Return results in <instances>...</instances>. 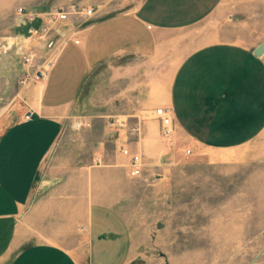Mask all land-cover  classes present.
Here are the masks:
<instances>
[{"label": "crops", "instance_id": "crops-1", "mask_svg": "<svg viewBox=\"0 0 264 264\" xmlns=\"http://www.w3.org/2000/svg\"><path fill=\"white\" fill-rule=\"evenodd\" d=\"M102 1L61 37L46 79L23 88V109L0 117V264L130 263L119 205L143 176L129 177L116 147L157 158L159 126L143 122L132 142L110 121L171 109L172 140L193 142L237 128L246 106L243 127L264 128V51L253 56L264 49V0ZM247 81L262 91L251 105ZM77 121L90 126L75 132Z\"/></svg>", "mask_w": 264, "mask_h": 264}, {"label": "rangeland", "instance_id": "rangeland-1", "mask_svg": "<svg viewBox=\"0 0 264 264\" xmlns=\"http://www.w3.org/2000/svg\"><path fill=\"white\" fill-rule=\"evenodd\" d=\"M102 2L0 0V117L13 107L23 109V88L35 82L21 86V81L38 69L49 71L62 42L55 27L68 30L36 19L23 24L17 18L19 10L34 14L70 6L96 10L94 6L101 7ZM263 51L261 46L255 49L254 58ZM250 70L261 72L252 66ZM240 83L247 104L261 99L260 82ZM240 108L245 111L238 114L243 121L237 128L205 131L193 142H168L157 130L158 157H142V180L127 188L119 205L134 247L128 252L129 264H264V128L243 127L251 114L246 106ZM143 122L157 124L153 114L143 115L139 133L127 135L134 136L132 142L142 138ZM106 127L117 132L108 123ZM225 148L229 151H218ZM186 150H191L190 156L183 155Z\"/></svg>", "mask_w": 264, "mask_h": 264}, {"label": "built area", "instance_id": "built-area-1", "mask_svg": "<svg viewBox=\"0 0 264 264\" xmlns=\"http://www.w3.org/2000/svg\"><path fill=\"white\" fill-rule=\"evenodd\" d=\"M95 8L91 6L86 7H80V6H70L66 8H58L54 11L48 12V13H42V14H34V13H26L24 10H19L17 14V18L21 20L24 24L27 20L34 21L41 20V22L45 26L50 25H64V29H71L70 32H74V29L76 27V22L84 21L92 19L95 15ZM61 27H55V35H58L60 37H63L65 32H62L60 30ZM47 29V28H46ZM67 31V30H65ZM73 43L75 45H78L77 40H73ZM33 57V56H32ZM30 56V58H32ZM53 63H51L49 69L52 67ZM48 70L44 69H38L34 74H28L26 75L23 80L21 81V86H27L31 82H39L46 79ZM154 120L158 123L159 126V132L161 137L171 142L175 135V127L173 124V112L171 109L166 108H157L153 111ZM34 116V112L32 110H27L26 114L23 116L22 121L28 122L30 121ZM90 124L84 121H77L74 122L71 126L72 130L77 132L81 130L82 128L89 127ZM108 126L110 128L117 129L118 131L123 132L122 135L127 138L128 134H138L140 131V125L137 122L134 126L130 127L127 124L124 123H118L117 121H110L108 123ZM116 150L125 158L128 159V175L130 178L137 179L141 178L143 176L144 166L142 163V158L138 154L131 153L126 147H123L121 145L116 147ZM184 156H190L191 150H186L183 154ZM97 164L100 163V160L95 161Z\"/></svg>", "mask_w": 264, "mask_h": 264}, {"label": "bare ground", "instance_id": "bare-ground-1", "mask_svg": "<svg viewBox=\"0 0 264 264\" xmlns=\"http://www.w3.org/2000/svg\"><path fill=\"white\" fill-rule=\"evenodd\" d=\"M174 138V137H173ZM174 142H175V140H174Z\"/></svg>", "mask_w": 264, "mask_h": 264}]
</instances>
